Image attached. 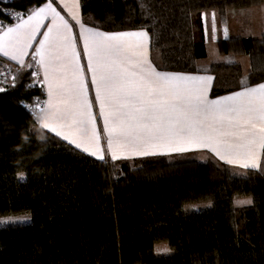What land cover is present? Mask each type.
Returning a JSON list of instances; mask_svg holds the SVG:
<instances>
[{
    "label": "trees",
    "instance_id": "obj_1",
    "mask_svg": "<svg viewBox=\"0 0 264 264\" xmlns=\"http://www.w3.org/2000/svg\"><path fill=\"white\" fill-rule=\"evenodd\" d=\"M44 1L0 0V21ZM257 4L264 0H79L87 25L146 30L158 69L211 72L212 96L264 80V32L217 42L223 53L248 56L241 82L238 62L199 63L207 55L201 13ZM3 67L13 77L0 86V216L32 220L0 226V264H264V170L235 174L189 153L95 159L31 115L28 105L44 98L33 61L18 66L0 56ZM238 195L252 203L235 207ZM199 201L212 206L184 212ZM157 242L173 253L154 255Z\"/></svg>",
    "mask_w": 264,
    "mask_h": 264
},
{
    "label": "snow or ice",
    "instance_id": "obj_2",
    "mask_svg": "<svg viewBox=\"0 0 264 264\" xmlns=\"http://www.w3.org/2000/svg\"><path fill=\"white\" fill-rule=\"evenodd\" d=\"M48 14L52 15L53 23L44 33L33 59L39 56L37 63L44 71V79L48 84L49 101L62 96L65 92L72 95L73 122L75 117H87L93 124L91 139L99 140L95 130V118L91 114L92 104L87 97L88 86L83 78V69L79 66V54L72 45V56L76 61V73L71 81L57 78L55 73L62 70L52 64V58L46 55L51 34L59 31L57 18L63 22V28L68 31V24L56 11L52 3L39 7L28 15L27 20H21L14 27H8L0 35V55L19 65H24V57L28 54L31 41L39 30L42 20ZM215 13L211 14L212 39L216 38ZM33 22H35L33 24ZM27 32L26 42H22L23 30ZM92 37L100 39L85 40V52L88 56V71L92 73L91 83L96 89V100L100 104L101 116L104 118V132L108 149L113 160L121 157L117 152L130 151L134 155L157 154L152 149L162 148L168 152H184L185 145L196 144L209 148L219 159L228 164H238L243 168L258 169L255 147L264 150V83L254 87H243L231 95L216 100L207 99L208 86L213 77L191 76L179 73L156 72L148 64L143 52H134L137 59L133 61L124 55L126 38H135L136 48L146 46L148 33L146 31L103 33L93 29H85ZM207 37V27L205 30ZM225 38L227 27L223 28ZM130 46V45H129ZM59 59V57H56ZM148 64L145 68L144 65ZM136 68L138 71H133ZM31 67V65H29ZM105 79H113V83L104 84ZM68 103V100L61 101ZM54 106V105H53ZM107 109V111H106ZM200 117V119H195ZM82 122V119H81ZM259 125V127H258ZM42 127L48 128L47 123ZM227 129V130H224ZM55 131L54 128L50 129ZM234 130V131H233ZM56 135L61 133L56 132ZM235 137L237 143L227 144L221 148L220 137ZM63 139H68L63 136ZM77 148L82 145L71 141ZM88 152V148H83ZM90 155L103 160V151L97 147ZM243 160V162H241ZM251 198L237 199V206L250 205ZM22 221L30 220L25 216ZM15 222L0 220V223ZM164 252L170 251L168 248Z\"/></svg>",
    "mask_w": 264,
    "mask_h": 264
},
{
    "label": "crops",
    "instance_id": "obj_3",
    "mask_svg": "<svg viewBox=\"0 0 264 264\" xmlns=\"http://www.w3.org/2000/svg\"><path fill=\"white\" fill-rule=\"evenodd\" d=\"M47 3H52L56 11L60 14L61 17H63V20L67 22L69 30L66 31L63 28V22L60 21L59 18H57V24L60 25V28H59V31L54 30V32L51 34L48 45L46 46V55L52 58V64L55 67L62 68L61 71L55 73L57 78L61 80L66 79L69 82L68 87L71 88V81L74 78V73H76V61L72 56V45L74 44L75 52L79 54L78 63H79V66L83 69V78L88 86L87 97H88L89 102L92 104L91 114L95 118V130H96V133L99 135V140L96 141L94 139H91L93 136V124L89 122L86 116L83 118L77 116L75 117L76 122H73V112L75 111V109L72 107L73 101L69 99V97L72 95L71 93L65 92L62 96L55 97L53 99L52 105L46 103L50 99L48 95V84L47 82H45L43 69L37 63V61L39 60V56L33 59V55L36 49L39 47L40 41L44 39V33L47 32L48 27L52 25L53 23L51 14H48L46 18L42 20V24L39 30L35 34V39L31 41V47L27 49L28 54L24 57V65H27L29 60L33 61V66H35L36 68V79L40 81L43 91H44V98H43V102H42L39 115L37 117V124L38 126L42 127V124L47 123L49 127L48 128L42 127V128L46 129L47 131L51 132L54 135H56V132L61 133V135H56V136L66 141L67 143L71 144L75 148L77 147L75 146L74 143H71V141H76L77 143H80L82 147L77 148V149L88 154L91 157H94L95 159H98L97 156L90 155L89 153L96 151L97 147H99L103 151V154H104L103 160L105 159L113 160L111 156V152L108 149L107 138L104 132V118L101 116L100 104L96 100V89L91 83L92 73L88 71L89 61H88V56L86 55V52H85V40L86 39L91 41L92 39L98 40L100 38L92 37L90 33L85 31V29H93L98 32L109 33V34L121 33V32L146 31V30L141 29V28L129 29V30H116V31L102 30V29L87 25L82 21L79 0H45L41 4L31 7L24 14V16L18 21L0 26V35H2V33L6 31L8 27H14L16 24L20 23L21 20H27L28 15H30L37 8L43 7ZM256 6L257 5L243 7V8H233L232 7V8H224V9H219V10L203 11L201 13L200 18L202 22V31H203V38H204L205 44H207V42L210 41L214 43L219 49L217 42L219 39L225 38L223 34L224 27H227L228 29L227 38L236 37V36L256 37L257 33H263L264 32V6L262 5V7H259L258 9ZM212 13L216 14L215 19H216L217 31H216L215 40L212 39V32H211V24H212L211 14ZM34 23L35 22H33V24ZM206 27H207V37L205 34ZM28 31H30V28L23 30L24 34L21 36L22 42H26V36H27ZM124 44H125L124 55L129 56L133 61H135L137 57L132 54L137 51L143 52L145 54V58L148 64H150L151 67L154 68L156 72L179 73V74L191 75V76H211L213 77V80L208 86V91H207L208 100L220 99L222 97L231 95L232 93L236 91L242 90L243 87H249V86L254 87V86H258L259 84L264 83V80H263L253 85L242 86L236 90L223 93L217 96H212L211 88H212L213 81H214V75L211 72L207 70H202L198 72L167 71V70H160L156 66H154L150 58L149 35H148L147 44L144 47L136 48L135 45L137 44V41L135 38H126V40L124 41ZM206 48H207V45H206ZM219 51L222 53V58L223 57L225 58V61H221V62H238L241 68L242 77H246L250 69L249 58L247 55L233 56L230 54L223 53L220 49ZM0 56L13 64L21 66L15 61H12L6 57H3L2 55ZM56 57H59V59H56ZM204 59H201V60H204ZM211 62H214V61H211ZM210 63H207V64L203 63L205 64L203 67L206 68L208 64ZM148 64H145L144 67L147 68ZM128 66L131 68V65H128ZM131 70L138 71V69L136 68H131ZM113 82H114L113 79H105L103 81L104 84H111ZM64 100H68V103L61 102ZM81 119H82V122H81ZM195 119H200V117H195ZM52 128H54L55 131H51L50 129ZM224 130H227V129H224ZM63 136H67L68 139H63L62 138ZM220 139L226 142V143L221 144L222 149L225 148L227 144L237 143L236 138L232 136H223V137H220ZM185 147L188 150L184 152H168L166 149L156 148V149H152V151H155L157 153L154 155H134L130 151L117 152V154L121 157H127V158H121V159H132V158L155 156V155H175V154L189 153V154L195 155L197 160L200 162L205 161L209 157H214L215 159L228 165L232 169H235V168L242 169V170L251 169V168L240 167L238 164H228L224 160L219 159V157L216 156L215 153L210 151L209 148L207 147H202L196 144H187L185 145ZM83 148H88V152L83 151ZM254 150L256 152L257 162L260 165L258 169H260L264 162L263 150L259 149L258 147H255ZM98 160H101V159H98ZM241 162H243V160H241Z\"/></svg>",
    "mask_w": 264,
    "mask_h": 264
},
{
    "label": "rangeland",
    "instance_id": "obj_4",
    "mask_svg": "<svg viewBox=\"0 0 264 264\" xmlns=\"http://www.w3.org/2000/svg\"><path fill=\"white\" fill-rule=\"evenodd\" d=\"M263 4H257V9L259 7H262ZM261 33H257L256 34V37L260 36ZM207 56L204 60H201V62H199L200 64L202 65H205L207 63H210L211 61H225V58L223 57L222 58V53L219 51V49L217 48V46L208 41L207 42ZM205 63V64H203ZM36 70V69H35ZM35 74V73H33ZM246 80V77H242L241 78V82H245ZM232 169V168H231ZM261 170H264V162L260 168ZM232 171L235 173V174H244L246 172V170H242V169H232ZM17 177L18 179H23L24 178V173L23 172H19L17 174ZM245 198H251V196L249 195H238V196H234L233 197V205L235 207H238L236 204H235V201L237 199H245ZM252 200V198H251ZM212 206V203L210 201H199V202H194V203H187L184 205L183 207V210L184 212H195V211H202V210H208L210 209ZM25 216H29L31 219L30 220H27V221H22L21 219H18V218H22V217H25ZM9 218H11V220H14L15 222H9V223H0V226H8V225H16V224H24V223H29L31 222L32 220V215L31 213H20V214H9V215H1L0 216V220H9ZM168 248L170 249V251L168 252H164L163 249L164 248ZM153 254L156 255V256H166V255H170L173 253V250L167 245L166 242H157V243H154L153 245Z\"/></svg>",
    "mask_w": 264,
    "mask_h": 264
},
{
    "label": "built area",
    "instance_id": "obj_5",
    "mask_svg": "<svg viewBox=\"0 0 264 264\" xmlns=\"http://www.w3.org/2000/svg\"><path fill=\"white\" fill-rule=\"evenodd\" d=\"M8 18L10 19L11 23H14L21 19L25 13L18 12V11H7ZM4 25L2 21H0V26ZM13 73L11 69L7 67H3L0 70V86L7 81V79H12ZM43 99L36 98L31 104L28 105V109L31 115L36 119L39 115L41 106H42Z\"/></svg>",
    "mask_w": 264,
    "mask_h": 264
}]
</instances>
